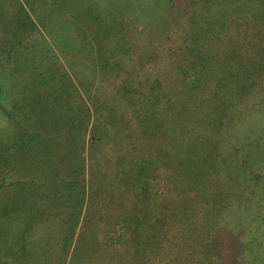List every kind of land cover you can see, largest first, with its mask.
Wrapping results in <instances>:
<instances>
[{"label":"trees","instance_id":"obj_1","mask_svg":"<svg viewBox=\"0 0 264 264\" xmlns=\"http://www.w3.org/2000/svg\"><path fill=\"white\" fill-rule=\"evenodd\" d=\"M211 1L213 6L208 7ZM168 2L171 18L174 9L206 5L195 39L178 49L181 55L189 52V57L194 52L195 59L175 54L167 67L176 66L180 79L168 78L163 71L154 76L152 55L135 59L136 46L126 40L120 22L101 19L99 2L0 0V117L9 126L0 141V264H47L35 245L39 230L50 231L49 238L54 228L66 247L79 225L85 227L95 213L102 222L108 221L123 194L145 200L151 186L149 168L155 161L172 168L177 175L168 179L174 178L173 183L181 179L183 185L179 201L162 205L165 213L186 207L183 196L198 194L204 185L211 155L206 159L198 152L192 159L195 155L188 147L170 150V140L177 137L176 122L184 118L188 102L173 91L204 90L205 71L212 74L218 56L214 47L205 46L210 40L205 37L209 33L214 40L220 33L226 3ZM175 2L180 9L174 8ZM251 22L246 20V29ZM151 39L146 34L141 41L150 45ZM132 67L144 70L143 77H136ZM83 72L86 77L80 78ZM208 102L196 98L192 103L205 113ZM216 122H222V115ZM108 147L112 155L116 152V179L107 170L110 160L103 151ZM257 179L253 174L250 181ZM116 180L125 191L120 186L118 193L112 192ZM259 198L256 202L262 206ZM118 220L113 229L117 239L142 225L135 216ZM260 220L264 222V216ZM261 226L248 232L261 236L263 252ZM59 258L49 264H59Z\"/></svg>","mask_w":264,"mask_h":264},{"label":"rangeland","instance_id":"obj_2","mask_svg":"<svg viewBox=\"0 0 264 264\" xmlns=\"http://www.w3.org/2000/svg\"><path fill=\"white\" fill-rule=\"evenodd\" d=\"M92 1L101 4V19L121 23L126 40L138 50L135 59L152 55L156 63L154 76L163 71L168 78L180 79L176 66L167 68L174 55L195 59L194 52L189 57V52L181 55L178 49L186 40L191 42V37L194 40L203 26L205 4L194 3L185 10L175 2L172 5L180 11L174 9L171 18L169 0ZM215 1L228 3L223 5L227 16L220 33L214 40L209 33L205 37L210 39L205 46L217 51V64L212 74L210 69L205 71L203 91H173L175 97L188 102L184 118L176 122L177 137L170 140V150L178 152L188 147L194 152L192 159L198 157V152L206 159L211 155L206 162L204 185L198 194L191 191L183 196L188 201L186 207L176 206L175 211L165 213V202L168 205L179 201L183 185L181 179L176 180L177 186L174 178L168 179L177 175L172 168L155 161L149 168L151 186L145 200L123 194L108 221L102 222L95 213L85 227L84 223L79 225L77 236L68 246L62 245L54 228L49 238L50 231L46 234V230H39L34 239L43 263L60 257L59 264H264V250H259L261 236L254 230L248 232L249 228L264 227V222L259 221L264 216V0ZM212 6L211 1L208 7ZM247 19L252 21L248 29ZM146 34L152 38L147 40L152 41L150 45L141 41ZM131 69L136 77H143L144 70ZM196 98L210 99L205 113L192 103ZM220 115L222 122L217 123ZM8 130L7 120L0 117V141ZM109 151V147L105 148L103 154L110 160L107 170L116 179V152L112 155ZM253 174L258 175L257 181H250ZM120 186L116 180L112 192L118 193ZM121 189L126 190L123 186ZM258 198L262 206L256 202ZM124 216H135L142 225L137 232L129 231L117 239L114 224Z\"/></svg>","mask_w":264,"mask_h":264}]
</instances>
